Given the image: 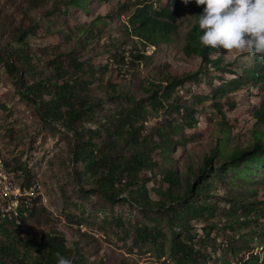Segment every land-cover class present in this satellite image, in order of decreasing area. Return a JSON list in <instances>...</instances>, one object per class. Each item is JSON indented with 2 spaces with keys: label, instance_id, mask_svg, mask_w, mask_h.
Returning a JSON list of instances; mask_svg holds the SVG:
<instances>
[{
  "label": "rangeland",
  "instance_id": "1",
  "mask_svg": "<svg viewBox=\"0 0 264 264\" xmlns=\"http://www.w3.org/2000/svg\"><path fill=\"white\" fill-rule=\"evenodd\" d=\"M146 5L159 12L169 3L168 0H0V157L10 167L0 170V175L16 176L19 188L28 179L38 183V194L34 196L38 202H32L31 206L35 213L31 221L32 213L23 221V226L29 221L24 227L29 235L39 240L46 233H61L69 249L75 252L78 247L88 264H172L166 257L159 260L149 243L135 246L134 231L137 226L147 225L161 228L171 237L168 221L160 219L159 204L180 209L182 201L172 202L169 193L184 196L189 185H195L198 193L184 196V204L194 207L198 203L210 208L202 216L190 218V234L201 251L200 264H225V260L237 264L249 258L248 264H257L252 254L259 257L261 264L264 162L251 166L255 173L230 170L215 173L209 179L199 172L205 166L204 158L214 154L217 147L225 150L228 160L234 150L253 148L254 133L264 131V126L256 125L254 117L264 97L259 77L252 76L255 61L249 64L245 57L233 58L226 51L219 52L212 56L221 59L220 69L216 70L201 67L202 61L197 56L187 57L182 47L186 33L194 25L191 0L187 5L182 0L178 9H172L177 30L171 40L156 46L144 43L129 27V19L140 6ZM25 29L32 66L17 67L19 71L23 69L22 83L19 71L7 63L10 48L19 46L14 36ZM70 55L94 67L96 76L90 92L104 101L100 114L103 117L111 115L120 104L128 108L140 99H145L151 110L148 99L154 90L161 95L171 78L183 81L171 97L175 106L171 102V106L152 110L143 135L159 141L158 128L167 125L170 133L169 125L173 124L182 129L185 141L166 157L160 150L154 152L153 161L157 165L139 173L138 186H126L129 179L125 177L118 186L129 188L113 205L90 191L88 184L85 187L78 184L74 177L73 135L61 124L44 123L24 89L29 82L53 77L52 62L67 60ZM198 70L196 78L186 77ZM190 109L195 113L193 119L186 114ZM172 136L179 141L177 134ZM223 160L216 157L212 168H218ZM14 165L23 172H15ZM78 168L82 170V165ZM169 169L178 172L179 178L172 189L165 179ZM200 179L203 180L198 186ZM145 180H149L146 190L152 201L147 208L137 206L128 194L140 187L142 191ZM202 184L205 188L201 191ZM6 202L1 201L0 207L9 209ZM175 231L180 232V227H175ZM161 241V246L168 250L169 240L162 237Z\"/></svg>",
  "mask_w": 264,
  "mask_h": 264
},
{
  "label": "trees",
  "instance_id": "2",
  "mask_svg": "<svg viewBox=\"0 0 264 264\" xmlns=\"http://www.w3.org/2000/svg\"><path fill=\"white\" fill-rule=\"evenodd\" d=\"M70 1L74 2L75 0ZM181 2L182 0H168L169 6L167 5L159 12L154 11L152 5L140 6L129 19V27H133L135 36L146 44L156 46L159 42L169 41L177 30L176 16L172 9H178ZM191 4L193 6L194 25L186 33L182 47L183 52L187 57H199L202 61L201 67L208 68L211 66L216 70L220 69L221 59H213L212 56L224 51L218 52L201 45L199 36L203 33L198 26V16L203 13V6H198L195 0H191ZM27 33L28 31L25 29L19 31L18 36H14L15 43H18L19 46H12L9 50L7 65L11 69L19 71L17 67L23 64H25L26 69H31L30 55L26 50L25 38ZM52 63L53 77L39 78L27 83L24 88L25 92L29 99L34 102L35 108L44 123L61 124L68 133L73 135L76 142L74 177L78 184L84 185L83 187L88 184L90 191L97 193L113 205L120 200L122 193H126L130 186L132 188L138 186V175L141 171L157 165V162L153 161L154 152L160 150L161 155L166 157L176 152L178 147L182 146L181 143L185 141L186 137L181 133L182 129L173 124L169 125L170 133H167V125H161L158 128L157 137H159V141L148 139L143 135L145 124L152 110L171 106V102L172 106H175V101H171V97L183 81L177 77L171 78L166 82V87H164L161 95H159V91L154 90L148 99L152 105L151 110L148 109L146 100L140 99L135 100L134 104L128 108L120 104L111 115L103 117L100 114L104 108V101L94 97L90 92L96 76L94 67L87 66L85 62L72 55L67 60L56 59ZM255 65L256 70L252 71V76L254 78L259 77L258 82L262 85L264 92V62L257 58ZM22 73L23 69H20L19 80L23 83L24 76ZM199 73L200 70L194 74H187L186 77L193 79ZM232 82L234 83V81ZM225 88L226 86L222 91ZM186 114L188 118L193 119L195 113L193 109H190ZM254 117L258 127L264 126V97L261 105L255 109ZM88 125H96V127L89 128ZM173 134L180 137L179 141L174 139ZM254 135L253 148L242 151L234 150L233 156L228 157V160H225V150L217 147L214 154L204 158L205 166L200 168V174L210 179L215 173H227L230 170L237 173L257 172L255 169H251V166L264 162V131L259 129ZM218 156L223 157L224 160L218 167L219 169H213L212 165ZM224 162L229 163L224 165ZM79 165H82V170L78 168ZM7 166L10 168L9 165ZM12 168L17 170L15 172L22 171L18 170L19 166L17 165L12 166ZM125 177L129 179V182L126 183V186L129 187L126 189L118 186ZM165 179L172 189L179 183L178 172L169 169ZM202 180H198V186L201 185ZM32 181L28 179L25 182L29 184ZM148 182L149 180L144 181L142 191H140V187L135 192L132 190L128 192L137 206L147 208L152 203L146 190ZM202 188H205L203 184L201 191ZM196 192L198 193V190L197 188L195 190V185H189L183 195L189 197L190 194ZM184 196H173L171 192L169 193L172 202L182 201L181 208L178 210L173 205L167 207L165 204H159L160 219L168 221L172 232L171 237H167L161 228L140 225L135 227L133 244L135 246L145 243L153 245L157 251L158 259L161 260L166 257V260L172 264H200L201 251L200 247L198 249L194 244V236L190 234V218L202 216L203 211L210 208L198 203L194 207L188 206L184 204L185 199L182 200L185 198ZM34 213H32L29 221L32 220ZM29 221H26V224ZM25 226L14 228L0 222V264H57L56 253L71 259L73 264H88L78 247L75 252L69 249L63 234L58 232L46 233L38 240L29 235L24 228ZM175 227H180L181 231H175ZM162 237L169 240L168 250L161 246L162 241L159 242ZM251 256L258 264L259 257L253 254ZM247 261L242 260L237 264H248ZM225 262V264H230L229 261L225 260ZM263 263L264 261L261 262V264Z\"/></svg>",
  "mask_w": 264,
  "mask_h": 264
},
{
  "label": "clouds",
  "instance_id": "3",
  "mask_svg": "<svg viewBox=\"0 0 264 264\" xmlns=\"http://www.w3.org/2000/svg\"><path fill=\"white\" fill-rule=\"evenodd\" d=\"M187 5L189 0H183ZM203 6L198 16L201 45L226 51L233 58L245 57L249 64L264 62V0H195ZM57 264H73L56 253Z\"/></svg>",
  "mask_w": 264,
  "mask_h": 264
},
{
  "label": "bare ground",
  "instance_id": "4",
  "mask_svg": "<svg viewBox=\"0 0 264 264\" xmlns=\"http://www.w3.org/2000/svg\"><path fill=\"white\" fill-rule=\"evenodd\" d=\"M7 176H10V175H7ZM14 177H16V176H14ZM14 177L13 176L6 177L3 175H0V184H2L0 186V199L2 198L1 193H4V190L11 189V186L14 188H19L17 185V182L15 180L16 178L14 179ZM34 182H36V181H32V183H34ZM32 183H29V184H32ZM26 184H28V183H26ZM35 184L37 185L38 183H35ZM20 185H22V184H20ZM38 190H39V188L37 187V191ZM35 195L36 194H32V201L31 200H24V207L23 208H22V203L19 199L3 198V200L4 199L7 200L5 206L8 207L9 209H5V207H0V222H4V223H6V224H8L14 228H16V227L18 228V227L23 226V223H24L23 221L28 219L30 214L32 213L31 206H33L32 202L35 200V198H34Z\"/></svg>",
  "mask_w": 264,
  "mask_h": 264
},
{
  "label": "built area",
  "instance_id": "5",
  "mask_svg": "<svg viewBox=\"0 0 264 264\" xmlns=\"http://www.w3.org/2000/svg\"><path fill=\"white\" fill-rule=\"evenodd\" d=\"M7 164L0 157V170H4ZM2 194V198L0 201H3V198H11V199H19L22 203V208L24 207V200L32 201V194H38L37 185L34 184H22V188H14L11 186V189L4 190ZM38 202V201H33Z\"/></svg>",
  "mask_w": 264,
  "mask_h": 264
}]
</instances>
